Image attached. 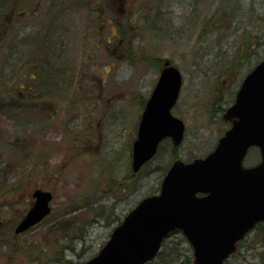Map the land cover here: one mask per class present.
<instances>
[{
    "label": "rangeland",
    "instance_id": "374dc122",
    "mask_svg": "<svg viewBox=\"0 0 264 264\" xmlns=\"http://www.w3.org/2000/svg\"><path fill=\"white\" fill-rule=\"evenodd\" d=\"M60 1L61 27L68 29L61 54L50 58L53 68L47 72L49 80H58L59 86L48 84L46 74L40 84L22 81L24 88L20 83L15 87L10 80L1 86L5 100L14 95L18 100L43 102L40 109L33 106L36 112L41 110L39 120L15 116L23 106L20 101L0 102V220L15 225L37 187L50 190L53 196L49 215L12 240L23 247L38 244L37 252L28 249L13 254L4 242L9 237L6 231V238L0 239V264H40L30 259L33 253L29 251L39 254L43 264H84L138 200L157 192L162 167L171 162L169 139L160 143L147 164H152L150 173L139 171L136 190L123 191L118 184H130L120 178L125 171L115 169L130 164L142 104L165 61L182 74L171 112L185 123L177 154L188 160L213 149L229 126L222 113L233 103L244 74L264 55V0H162L155 8L146 0H95L97 4L88 7L79 0ZM191 1L197 7L191 9ZM73 3L77 5L74 10ZM1 9L0 47L5 49L11 35L6 38V13ZM204 10L211 14L209 21L204 19ZM69 11L72 15L65 20ZM52 16L46 11L44 17ZM17 21L23 26V20ZM215 26L223 29L218 32ZM241 26H248L249 31L239 36L236 29ZM30 44L34 47L40 41ZM235 54L242 58L238 65L231 63ZM44 93L53 95L52 99L42 98ZM258 159V150L251 148L243 165ZM97 209L112 212L98 215ZM263 229L250 231L226 264H258L257 257L264 256ZM180 237L173 234L167 239L188 253L187 243L176 240Z\"/></svg>",
    "mask_w": 264,
    "mask_h": 264
},
{
    "label": "water",
    "instance_id": "95a60500",
    "mask_svg": "<svg viewBox=\"0 0 264 264\" xmlns=\"http://www.w3.org/2000/svg\"><path fill=\"white\" fill-rule=\"evenodd\" d=\"M181 83L180 70L165 61L132 143L135 171L155 154L163 137L169 136L175 146L182 141L184 122L170 111ZM223 118L231 126L215 148L191 161L174 160L159 193L141 199L85 264H144L174 229H181L190 242L195 264H222L235 251L244 234L264 219V56L242 79ZM252 145L259 148L260 161L245 167L242 160ZM32 197L15 233L38 223L51 210L50 191L36 188Z\"/></svg>",
    "mask_w": 264,
    "mask_h": 264
},
{
    "label": "flooded vegetation",
    "instance_id": "af4514ba",
    "mask_svg": "<svg viewBox=\"0 0 264 264\" xmlns=\"http://www.w3.org/2000/svg\"><path fill=\"white\" fill-rule=\"evenodd\" d=\"M93 4H97L95 0H93ZM0 7L2 8L1 11L6 13V38L11 35L8 46L6 45L5 49L0 47V70L2 71L0 72V92L2 91L1 86H3V84H9L7 81L10 80L15 87L20 83L21 87L24 88L22 81L27 85L40 84L43 74H46L45 81L51 85V80H49L47 75V72L53 68V62L50 61V58L55 54H58V57L60 56L62 50V37L64 36L61 32V1L54 0L52 3L50 0H0ZM46 11L51 12L53 15L52 17H48L47 20L44 17ZM1 17L3 16L0 15V18ZM35 17H37V21H35ZM18 18L23 20V26L19 25L17 21ZM21 27L23 28L20 30ZM35 40L40 41V44L32 47L30 42ZM41 56L43 58H39ZM18 75L19 77L16 78ZM25 95L26 92L23 91L22 99H24ZM28 96L33 97L34 95L29 93ZM42 96V98L46 97L51 100L53 95L44 93ZM13 97L16 98L13 95L10 97L11 100L5 101H8V104L14 103L12 100L20 101L22 105H26L24 101H34L32 105L34 106L37 104L39 109L41 108L40 104L43 102L29 98L18 100L17 98L13 99ZM146 100L144 104H142L140 113H142ZM40 112L41 110H39V113ZM138 123L139 119L137 126ZM251 148L258 150L259 153L258 147L253 146ZM259 160L260 154L258 161ZM251 165H255V163ZM165 171H167V167L164 169L162 168L160 172V183ZM123 185H125V183ZM196 194L198 196H204L206 193L197 192ZM14 227L15 225L9 224L8 221L5 222L4 220H0V239L4 238L3 234L6 231L9 237H14ZM6 241L7 240H4V242Z\"/></svg>",
    "mask_w": 264,
    "mask_h": 264
},
{
    "label": "trees",
    "instance_id": "16d2710c",
    "mask_svg": "<svg viewBox=\"0 0 264 264\" xmlns=\"http://www.w3.org/2000/svg\"><path fill=\"white\" fill-rule=\"evenodd\" d=\"M143 1L144 0H142L141 3ZM193 1L196 2L197 0H193ZM105 2H107V0H105ZM147 2H149L151 4V7L155 8V7H159V4H161L162 0H146L145 3H147ZM225 2L223 1V4ZM236 2H237V0H236ZM190 3H191V5H190V8L191 9L197 7L192 1ZM154 4H155V7H154ZM72 5L75 6V7L77 6L76 3L75 4H72ZM99 9L100 8L98 7V10ZM216 9L218 10V8H216ZM217 10L214 11L215 14H216V11ZM204 12H205V10H204ZM156 13L157 12H155V14L153 13L154 14L153 18L156 16ZM226 13L223 14L224 17H226ZM197 15H198V13H197ZM210 15L206 14V12H205L204 19H206V21H209L207 19H208V17ZM238 30H240L241 33H244L243 30H246V27L245 26H242V27L238 28ZM239 46H240V43H237L236 48H235L238 53L240 51H242ZM233 57L234 58L232 59V62H231L232 65H234V64L235 65H238L241 62V60H242V58H240V55L239 54L237 56L235 54ZM237 58H239V59L237 60ZM4 102H6V101H4ZM24 104H26V105H23L24 107L21 106V108L19 109V111L16 112L15 116H17L19 118L23 117V118H36L38 120L41 119L40 116H39V114L41 112L39 113V112H36L35 111V113L33 115H29V110H30L29 108H33L32 102H30V103H24ZM177 157H178L177 148L176 147H172L171 148L170 158H177ZM0 193H1V191H0ZM261 226H262V224H261ZM14 239H15V237H11V238L8 237V239L6 241V243L8 242L10 244L11 248L13 249V254H16L17 252H24V250H28V249H34V252H37L38 244H29V245H27L25 247H23L22 245L18 246L16 244H12V240H14ZM176 240L177 241L178 240L182 241L183 240V237H180V238H178ZM173 241H175V240H173ZM249 247L251 248V246H249ZM185 251L188 252V253H184V252L180 251L179 250V246L175 242L172 245V241L166 239L165 242H163V245H162L161 250L158 252V254L156 256L159 259L158 260L159 262H157L156 264H193L192 258L190 256L189 249H186ZM34 252L29 251V253H28L29 255L33 253L31 256H29L30 259L39 260L40 264H43V260L41 259V256L39 254H37V253H34ZM257 259L259 260L258 261V264L260 262H261V264H264V256L263 255L258 256Z\"/></svg>",
    "mask_w": 264,
    "mask_h": 264
},
{
    "label": "bare ground",
    "instance_id": "6f19581e",
    "mask_svg": "<svg viewBox=\"0 0 264 264\" xmlns=\"http://www.w3.org/2000/svg\"><path fill=\"white\" fill-rule=\"evenodd\" d=\"M242 0H237V2H241ZM78 2H81L83 5H85L86 7H88L90 4L92 5L93 4V0H79ZM161 3H163V2H161ZM74 4V3H73ZM235 4H236V2H235ZM233 7L235 8V5H233ZM71 8H72V10H74V8H75V6H71ZM62 13H63V9H61V15H62ZM233 14V13H232ZM65 16H64V18H65V20H68V18L70 17L69 15H72V12H68L67 14H64ZM63 16V15H62ZM194 21H196V19L194 20ZM232 22H234V23H236V19L233 17V19H232ZM231 24H233V23H231ZM231 24L229 25V27L231 26ZM242 27V26H241ZM246 27V30H243V32H248L249 30H247V27L248 26H245ZM238 28H240V27H238ZM238 28L236 29L237 30V32H238V35L240 36L242 33H241V31L240 30H238ZM68 29V26H66V27H61V32H62V35H64V33L66 32V30ZM214 29L216 30V31H218V32H220L222 29H223V26H215L214 27ZM230 29V28H229ZM238 36V37H239ZM238 40H236V42H237ZM236 48V47H235ZM232 52H234V51H232ZM51 85L53 86V87H58L59 86V81L58 80H55V79H51ZM6 96V97H3V96ZM178 96H179V94H178ZM5 99H7V95L6 94H4V93H1L0 92V102L1 101H5ZM177 99H178V97H177ZM144 108H145V106H144ZM144 108H143V110H144ZM30 110H29V115H33L34 113H35V109L34 108H29ZM229 123V126L223 131V133L222 134H224V132L228 129V128H230V126H231V123L230 122H228ZM221 134V135H222ZM136 135H137V128H136V131H135V137H136ZM220 135V136H221ZM220 136H219V138H220ZM167 137L168 136H165V137H163L162 139H161V142L164 140V139H167ZM219 138L217 139V140H219ZM152 161V160H151ZM150 162V161H149ZM148 162V163H149ZM148 163H146V165H141V167L137 170V171H135L134 169H133V167L131 166V163H130V165L129 166H122V167H117L115 170L117 171V170H121V168L123 169V171H125L123 174H122V176L120 177V178H122L123 177V180L122 181H126V182H128L130 185H128V186H125L127 183H125V185H123V184H118V186L120 185L121 187H122V189H123V191H134V190H136L137 188H138V181L140 180V178H141V172H139L142 168H143V170H144V172L145 173H150V167H151V165H147ZM114 171V170H113ZM116 174H118L119 175V173H116ZM119 178V179H120ZM110 180H113V181H115L114 180V175H111L110 176ZM141 183V181L139 182V184ZM110 211H111V209L109 210V211H105L104 213H102V210L101 209H97L96 210V214H98V215H100V214H102V215H109V213H110ZM112 212V211H111ZM57 259H59V258H57Z\"/></svg>",
    "mask_w": 264,
    "mask_h": 264
}]
</instances>
